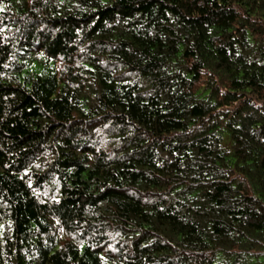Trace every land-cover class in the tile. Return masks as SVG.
I'll list each match as a JSON object with an SVG mask.
<instances>
[{"label": "trees", "instance_id": "obj_1", "mask_svg": "<svg viewBox=\"0 0 264 264\" xmlns=\"http://www.w3.org/2000/svg\"><path fill=\"white\" fill-rule=\"evenodd\" d=\"M0 264H264V0H0Z\"/></svg>", "mask_w": 264, "mask_h": 264}]
</instances>
